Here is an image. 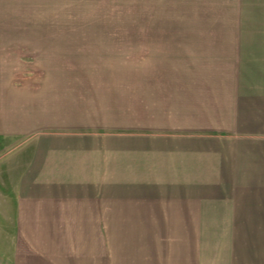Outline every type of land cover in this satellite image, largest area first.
Instances as JSON below:
<instances>
[{"label": "crops", "instance_id": "obj_1", "mask_svg": "<svg viewBox=\"0 0 264 264\" xmlns=\"http://www.w3.org/2000/svg\"><path fill=\"white\" fill-rule=\"evenodd\" d=\"M140 3L188 31L67 33L52 0H0V264H264V0ZM111 40L138 56L77 53ZM57 73L111 74V99L56 111L13 79Z\"/></svg>", "mask_w": 264, "mask_h": 264}, {"label": "rangeland", "instance_id": "obj_2", "mask_svg": "<svg viewBox=\"0 0 264 264\" xmlns=\"http://www.w3.org/2000/svg\"><path fill=\"white\" fill-rule=\"evenodd\" d=\"M186 2V1H182ZM179 2L181 6L182 4ZM36 9L33 11L28 10L30 17L34 15ZM180 21H185L184 18H190L189 21H196L195 14L200 11H187L177 10ZM24 12L20 10V13ZM37 12V11H36ZM52 17V21L61 19L68 23L67 33H78V34H111V37H118L124 34H139L140 32L156 33V32H187L188 30L176 27L173 29L171 25H167V21H171V10H149L141 9L140 0H52V9L45 10V16L49 15ZM201 13V12H200ZM159 22V26H156V22ZM39 19H34V21ZM147 21V25L141 27V22ZM144 28V29H143ZM142 29V30H141ZM37 32L40 31L37 27ZM63 32V31H62ZM113 39V38H111ZM81 43H77L78 46ZM84 45H91L92 42H85ZM95 45H106V50L103 53L96 52L88 47H83L79 54L86 52L88 55H104L106 58H111V66L117 65V59L119 54L130 56L138 53H120L115 49H131L133 45H137L138 42H123V41H112L111 42H94ZM111 49V51L109 50ZM92 51V52H91ZM84 55V56H88ZM123 58V56H121ZM83 60V59H82ZM86 64V63H85ZM84 64V66H85ZM90 65V64H89ZM90 68L89 66H87ZM126 73L123 75L128 78L129 76L134 77L135 75ZM15 83L19 86H24L30 80L35 81L36 91L42 93H51L52 106L56 104V111H59V107H75L79 106L82 108L89 109L88 106L93 104H99L105 102V100L111 99V74H96V73H68V74H15L13 75ZM52 83L44 87L42 83ZM62 88V89H61ZM61 89V94L60 93ZM62 97L58 98V95ZM100 105V104H99ZM97 108H101L97 106ZM103 108V107H102ZM85 109V110H86ZM55 111V112H56ZM63 122L53 123L51 130L62 129ZM264 252V251H263ZM262 253V251H261Z\"/></svg>", "mask_w": 264, "mask_h": 264}]
</instances>
